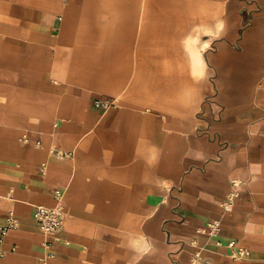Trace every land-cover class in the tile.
Returning <instances> with one entry per match:
<instances>
[{"label": "crops", "instance_id": "0c3cea01", "mask_svg": "<svg viewBox=\"0 0 264 264\" xmlns=\"http://www.w3.org/2000/svg\"><path fill=\"white\" fill-rule=\"evenodd\" d=\"M203 262L264 264V0H0V264Z\"/></svg>", "mask_w": 264, "mask_h": 264}, {"label": "built area", "instance_id": "2783aa9c", "mask_svg": "<svg viewBox=\"0 0 264 264\" xmlns=\"http://www.w3.org/2000/svg\"><path fill=\"white\" fill-rule=\"evenodd\" d=\"M110 103L104 102L102 100H96L95 106L97 108H105L108 109L110 107ZM43 170V166H42ZM236 197V193H232L229 195L228 199L226 200V208L229 210L233 204L234 198ZM64 207L62 204L57 205L53 208L47 207H39L35 213V219L38 225L39 230L45 237V245L46 246H53L56 244L58 240V235L63 230L64 224ZM16 227V223L13 221H9L6 228L3 230V234L8 229ZM210 231L209 235H216L220 231V222L214 221L209 225ZM229 247L233 249V253L231 254L233 259H242L247 257L248 253L245 250H240L236 248V243L231 242ZM201 264H210L209 262H203Z\"/></svg>", "mask_w": 264, "mask_h": 264}]
</instances>
